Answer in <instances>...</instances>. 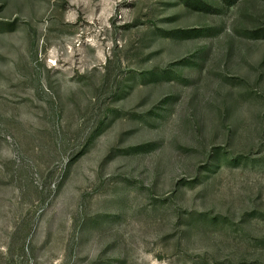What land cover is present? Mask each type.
Segmentation results:
<instances>
[{"label": "rangeland", "instance_id": "374dc122", "mask_svg": "<svg viewBox=\"0 0 264 264\" xmlns=\"http://www.w3.org/2000/svg\"><path fill=\"white\" fill-rule=\"evenodd\" d=\"M0 264H264V0H0Z\"/></svg>", "mask_w": 264, "mask_h": 264}]
</instances>
